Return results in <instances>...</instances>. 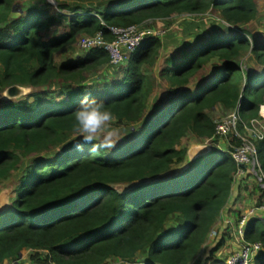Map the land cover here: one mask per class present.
<instances>
[{
    "label": "trees",
    "instance_id": "16d2710c",
    "mask_svg": "<svg viewBox=\"0 0 264 264\" xmlns=\"http://www.w3.org/2000/svg\"><path fill=\"white\" fill-rule=\"evenodd\" d=\"M55 1L78 11L70 18L59 15L68 20L69 30L45 40L43 33L58 23L57 17L43 18L46 13L35 12L12 18L16 0H0V88H41L57 80L68 84L84 71L109 65L102 50H92L73 64H56L55 54L74 44L79 35L102 32L113 40L111 27L202 15L212 9L233 27L248 25L258 16L255 0H130L97 14L76 5L106 0ZM204 34L196 33L193 42L183 43L182 50L189 47L181 63L168 59L174 66L168 77L170 106L147 119L152 85L142 66L158 56L162 47L158 37L143 42L126 67L115 68L124 72L117 82L105 78L97 81L98 88L68 85L59 97L49 98L41 91L33 94L32 102L0 105V184L19 171L18 153H48L78 133L74 111L85 96L103 101L118 124L143 126L135 142L114 156L104 149L93 153L91 143H83L82 149L76 143L56 160L41 159L28 167L16 200L0 216V264L19 261L27 251L33 253L30 264H106L112 259L126 263L138 254L147 257L145 264L195 262L230 200L241 167L232 151L213 150L176 178L128 193L113 186L152 179L183 163L187 149L181 141L189 132L214 139L216 124L207 110L217 105L230 111L239 107L246 121L258 118L264 105V69L262 74L248 75L237 60L250 51L264 67V40L245 31L224 38L213 31L207 40ZM213 60L223 63L220 74L194 94H180L179 89ZM174 215L180 216L179 226L167 228ZM245 239L264 248L262 218L249 222ZM224 243L225 238L212 254ZM214 259L209 264H215ZM253 264H264V251Z\"/></svg>",
    "mask_w": 264,
    "mask_h": 264
},
{
    "label": "rangeland",
    "instance_id": "374dc122",
    "mask_svg": "<svg viewBox=\"0 0 264 264\" xmlns=\"http://www.w3.org/2000/svg\"><path fill=\"white\" fill-rule=\"evenodd\" d=\"M130 0H106L105 2H97L93 4H82L76 6H83L84 10L87 12H93L94 14L103 12L106 7L115 6L118 2H127ZM258 16L257 18L248 25L245 26H229L221 17L219 12L215 9L210 10L206 14L202 15H174L166 21H150L144 27H150L155 30L163 31L164 35L160 37L162 40V47L160 48L158 56L154 59L151 64H144L142 66L143 73L149 78L152 85V93L148 100V110L146 119L151 117L156 111L161 112L167 106H170L171 103V82L169 81L170 70L174 66L168 63L170 57H174L176 64L178 65L183 61V54L188 51L187 48L189 45H186L182 50L183 43L189 44L194 40V34L205 32L204 40L209 38V35L214 31L217 32L222 38L229 35H236L237 33L247 32L253 34L257 40H264V0H255ZM79 8V7H77ZM14 13L12 18H16L19 15H29L30 13L35 12H44L43 18L47 16L57 17L59 19L58 23L50 28L49 31L43 33L45 40H50L52 37L59 36L64 34L69 30L68 20L59 18V15L64 17H72L73 14L77 13L78 9L73 11L70 8H62L59 2L55 0H16ZM85 14V12H81ZM229 30H228V29ZM227 29V30H226ZM84 35H79L74 44L65 47L61 51L57 52L54 56V61L56 64H73L79 58H85L89 52L84 51L80 48L79 42ZM237 63L241 65L244 73L248 75L262 74L264 67L256 60L255 56L249 51L241 59L237 60ZM223 63L219 60H213L208 65L199 70L189 81L187 85L179 89V93H191L194 94L201 87H204L210 80L217 77L220 74ZM126 67V66H125ZM110 67V65L102 66L94 70H87L82 72L81 78L75 81H68L66 84L62 80L54 81L51 85L46 87H30V86H11L6 88H0V105H3L7 102H20L22 100L33 101L32 96L35 93L45 91L49 98L61 96L64 86L71 87H80V86H94L98 88L97 81H102L107 78L111 83L117 82L124 76L123 70L120 68L118 71H115ZM67 89V88H66ZM260 107L259 116L255 120H258L255 127L251 125V120L246 121L244 118L245 126H241L238 130V138L229 134L226 137H215L214 139L201 138L195 135L192 132L187 133L185 138L181 141V147L187 149V155L183 163L175 164L167 173L162 174L165 178L174 179L177 176L183 174L188 167H190L196 160L206 156L208 153L213 150L218 152H231L243 145L244 140L252 142L255 144L259 151L260 163L264 171V159L262 156V149L264 148V141H258L256 138V133H260L264 130V119L262 118V108ZM232 110H226L221 105H217L213 109L207 110V114L213 120V122L219 123L220 121L228 118L232 114ZM116 122V121H115ZM117 123V122H116ZM118 124V123H117ZM142 124L136 125H122L119 135L116 136L115 146L112 148L104 149L107 155L114 156L119 153V151L125 147L127 144L135 142L136 137L139 135L142 130ZM79 141H82L80 133L73 134L62 147L52 148L48 153L44 154H32L29 156H22L18 153L21 159L19 165V171L15 172L11 177L2 181L0 184V216L5 214L11 207V204L16 200L17 197V188L20 184V179L24 176V173L27 172V168L32 166L35 162L41 159L46 160H56L59 156L63 155L65 152L70 151V147ZM240 141V144H238ZM248 172L246 175H243L239 181H235L234 184H243L246 182L250 183V188L247 189L248 193L245 197V202L242 207L236 205L237 200H240L239 203L243 204V200L239 196L233 205L227 206L224 208L222 214L225 219L220 226H216L213 229V233L216 232L215 236H210L207 243L204 245L199 255L195 259V262L192 264H209L211 258H215V264H222L226 256L230 253L237 251L239 248L236 246L237 237L234 232L237 225V218L240 217L242 213L253 206H258L261 203H264V192L261 191L258 182L256 181L255 171L251 169L250 166L246 169ZM169 179V180H171ZM150 180V179H149ZM149 180L145 181L146 183ZM152 180V179H151ZM138 184H144L143 182H134V183H122L114 185L113 188L120 192L121 194L128 193L135 188ZM233 184V185H234ZM142 186V185H141ZM240 191H244L243 187H236ZM247 192V191H246ZM242 195L243 193L240 192ZM250 196H249V195ZM245 196V195H244ZM229 203V202H228ZM221 214V216H222ZM264 218V213L262 214ZM221 219V218H220ZM179 215L172 216L166 223L167 228H174L179 226ZM228 220L232 221V226ZM227 221V223H226ZM225 240L223 246L212 254L213 250L218 248L221 240ZM228 243H227V242ZM240 247V246H239ZM30 251H27L22 258L19 259V264L23 262H31ZM28 255L26 258L25 256ZM210 258V259H209ZM147 257L143 254H138L135 259L129 262H122L116 259L109 260L106 264H145ZM34 261V260H33ZM220 262V263H219ZM33 263V262H31ZM213 263V262H212ZM211 263V264H212ZM6 264V263H5ZM30 264V263H29Z\"/></svg>",
    "mask_w": 264,
    "mask_h": 264
},
{
    "label": "built area",
    "instance_id": "2783aa9c",
    "mask_svg": "<svg viewBox=\"0 0 264 264\" xmlns=\"http://www.w3.org/2000/svg\"><path fill=\"white\" fill-rule=\"evenodd\" d=\"M150 21L152 20L145 22L143 25L109 28V32L114 38L113 40H108L102 32L93 36H83L79 42V46L82 50L87 52L92 50H102L106 52L109 57V65L111 68L117 69L120 66H126L143 42L149 38H160L164 35L163 31L144 27L147 23H150ZM261 116L264 119V115L261 114ZM244 122L239 107H237L228 118L216 123L215 136L222 138L232 134L235 137L241 138L238 134V130L241 126H245ZM257 122L258 120L253 119L250 123L255 127ZM255 133L258 141H264V130L260 133ZM243 141V145L236 148L233 152L234 161L241 166L236 174L235 181H239L243 175H246L248 172H246L245 168L247 169L248 166H250L251 169L255 171L254 178L258 182L261 191L264 192V171L260 163L258 148L252 142H248L244 139ZM263 213L264 203H261L258 206L249 208L237 218V225L234 232L238 243H240V247L237 251L226 256L223 264H253L255 258L264 251L260 242H248L245 239V233L249 222L261 218ZM229 223V225L232 226V222L229 221ZM214 233L216 235V232ZM215 235L213 233L210 234L212 237ZM6 264H19V261H10ZM48 264L55 263L49 262Z\"/></svg>",
    "mask_w": 264,
    "mask_h": 264
},
{
    "label": "clouds",
    "instance_id": "9594fccd",
    "mask_svg": "<svg viewBox=\"0 0 264 264\" xmlns=\"http://www.w3.org/2000/svg\"><path fill=\"white\" fill-rule=\"evenodd\" d=\"M74 119L76 130L82 137V141L77 143L78 148L82 149L83 143H91L93 153H102L97 149L115 146L114 138L119 135L122 125L115 122V116L103 101L85 96L74 111Z\"/></svg>",
    "mask_w": 264,
    "mask_h": 264
},
{
    "label": "crops",
    "instance_id": "0c3cea01",
    "mask_svg": "<svg viewBox=\"0 0 264 264\" xmlns=\"http://www.w3.org/2000/svg\"><path fill=\"white\" fill-rule=\"evenodd\" d=\"M238 184H234L233 185V188H232V193H231V196H230V200H229V203L227 204V206H231V205H233V203H234V201H236V199L240 196L241 197V200H243V204H240L239 203V201L240 200H237V203H236V205H239L240 207H242L243 205H244V202H245V197H246V195H247V193H248V190L247 189H249L251 186H250V183L249 182H246V184L245 183H243V184H240L239 182H237ZM240 185H241V187H243L244 189V191H240L238 188H236V187H240ZM247 191V192H246ZM240 192H242L243 193V195L240 193ZM245 195V196H244ZM249 195V194H248ZM250 196V195H249ZM226 206V207H227ZM225 207V208H226ZM263 220H264V218L263 217H261ZM224 218H223V214H222V216H221V219H219L218 221H217V223H216V226H220L223 222H224ZM232 222L231 220H228V222ZM227 222V221H226ZM215 226V227H216ZM225 240H227V239H225ZM227 242V241H226ZM229 242V241H228ZM227 242V243H228ZM236 246L239 248V246H240V243H238V241H237V243H236ZM31 252V251H30ZM28 255H26L25 256V258L27 257ZM7 263V262H6ZM26 264H29V263H26Z\"/></svg>",
    "mask_w": 264,
    "mask_h": 264
},
{
    "label": "water",
    "instance_id": "95a60500",
    "mask_svg": "<svg viewBox=\"0 0 264 264\" xmlns=\"http://www.w3.org/2000/svg\"><path fill=\"white\" fill-rule=\"evenodd\" d=\"M169 179H171V178H165L164 176H162V175H159V176H157V177H155V178H152V180L150 179H148L149 180V182H145V181H147V180H143L144 181V184H138L137 185V187H139V186H143V185H146V184H150V183H154V182H163V181H167V180H169ZM143 181H141V182H143ZM140 182V181H139Z\"/></svg>",
    "mask_w": 264,
    "mask_h": 264
},
{
    "label": "bare ground",
    "instance_id": "6f19581e",
    "mask_svg": "<svg viewBox=\"0 0 264 264\" xmlns=\"http://www.w3.org/2000/svg\"><path fill=\"white\" fill-rule=\"evenodd\" d=\"M262 114L264 115V106H263V108H262Z\"/></svg>",
    "mask_w": 264,
    "mask_h": 264
}]
</instances>
